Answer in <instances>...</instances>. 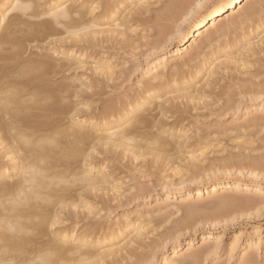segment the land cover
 Returning <instances> with one entry per match:
<instances>
[{
	"label": "bare ground",
	"instance_id": "1",
	"mask_svg": "<svg viewBox=\"0 0 264 264\" xmlns=\"http://www.w3.org/2000/svg\"><path fill=\"white\" fill-rule=\"evenodd\" d=\"M127 1L129 0H84L83 2L80 3V5H85L89 7L87 11H85V8L81 7V10H79V21H76V23L81 25L87 24V26L91 29L90 33L85 34L84 41L82 43L61 45L59 51H55V50L44 51L38 54L45 58H51L52 60L57 61V67L61 69V71L56 74V79L58 83L54 82L51 86L42 85L41 88L46 89L51 87L56 92V94L61 97V99L57 101L55 107L49 108L47 113L45 112L29 113L25 117V120L30 122L32 126L35 127L41 133H55L58 129L62 130V138L56 148L49 149L45 152H38L33 150L30 153H25L24 155H21L20 151H18L11 144H9L7 150H8V154L12 156V159L5 160L4 145L8 144V141L11 140L12 138L7 132V129L3 122V112L2 110H0V222H4L6 218H8L9 220L13 219L11 215L13 212V204L9 203L8 197H11L13 201H15L17 200V198L20 197L21 193H24L26 197L33 199L35 198L34 197L35 193L42 192V193L50 194L51 197L58 199L64 205V209L61 212V216L62 218H65L66 222L58 225V230L56 234L52 236L47 243L49 245H54L59 241L65 239V237H71V233L75 232L76 236L72 238L73 243L79 244L82 248L86 250L87 253L91 254V258H98L100 261L103 258L106 259L105 257L107 255H110L112 257L124 251H125L124 253H121L123 258L125 256L124 259H126L127 257L129 258L135 257L139 259L142 255L145 254L144 251H147V249L151 251L152 249L148 247V243L143 242V240L145 239L142 237V235H145L144 234L145 232L141 233L139 236H135L133 234L132 236H130V238L127 241L119 245L120 247L113 246V244L117 240L122 238L125 235V233L128 232L129 229L128 225L132 223L131 220H130L131 222L129 223L126 222V224H128L126 226H124L125 225L124 224L123 227L122 225L121 227L120 226L118 227V225L115 224L116 227L114 225H113L114 227L112 225H110L112 226L110 227L109 223L106 224L108 225L106 226L104 225V222L101 223L102 221L101 222L95 221L92 224H90L91 221L85 217L82 208L79 211V213H77L76 204L82 203V201H86L88 203L94 201L95 202V204L93 202L94 207H96L99 202H102L103 197L97 194L96 191H102L99 185L101 184L106 185L107 180H110V177H112L111 176L112 173L110 175V173H108L109 171L107 172V178H105V176L102 175V173L104 172L103 167L105 166H102L99 163L97 159L98 157H94L93 159H91L87 166L84 164V161L81 157L84 153L85 142L78 138L80 129H84L87 132L88 134L87 142L90 145H95L96 152H98L101 155L103 153H109L112 151L114 152V149L119 148L123 156L127 157L129 155L132 156L134 159L143 158V156L147 155L149 156V158L151 156V160L155 162H160V161L162 162L168 160L171 157L170 156L171 151L172 150L179 151V149L182 147V142L176 140L175 139L176 136L173 138V136L176 135L174 132L176 131L174 129L175 127H173L174 124L173 125L172 123L169 124L166 120L164 121V124L167 127L168 134L165 137V140L167 144L174 146L172 148L161 147L157 149L155 147H150L148 145H144V146L132 145L130 146V148H125L123 142L119 141L118 138L110 139L108 133H112L115 132L117 129L124 128L126 124H132L133 127L129 128L128 131L139 135L142 133V130L136 128L135 126L136 121L138 120L151 121L153 119L160 120L162 116L164 117L167 116L169 112L173 111V109H175L178 106L174 102L175 99L188 98L191 100L192 98L193 99L197 98L198 95L203 93L204 91L203 88L204 86H206L208 82V80H206L207 82L204 83L202 82L203 84L200 85L201 87L198 88L194 86L195 88L192 89L193 86L191 87V84L194 83L196 79H198V74H200V72L202 73L203 71L202 69L204 66H202V64L199 65L198 62V59H201L200 57L201 54L203 53V50L206 47L212 46L214 43L219 42L220 40H222L221 38H223L224 40V38L230 37L231 35L235 34V31H237L238 29L248 28V32L246 33L247 34L249 33L251 35V33L254 30H258V28H260L259 5L261 3V0H245V3H250L255 6L254 8L249 10L251 15L246 13L242 17H236L233 20L228 21L220 13H212V10L210 9L205 14L200 15L197 18V20L194 19L195 20L194 22H193V15L198 11L200 12V10L204 7L202 0H169L168 3L163 7V9H161L160 14L156 15L157 21L158 20L170 21V24L169 23L168 25L164 24V26L161 25L162 29L160 31L158 30L161 39L159 40L156 39L151 41V39L149 40L146 39L147 37L146 36L145 37L146 40L142 38L144 41L140 40L142 44L140 43L136 44V47H139V45H145L155 48L156 46L160 45L162 41L171 38L173 39V37L176 38L181 35L182 37L180 43L175 49V51L169 56V58H165V56L162 57L156 56L151 61L150 67L148 68L146 74L143 77L144 79H140L138 83H136L137 87L135 88V90L126 92L125 97L123 99L117 100L116 96H115L116 100L110 97L102 98L101 89L104 88L101 89L99 88L100 90L97 88V86L102 82L99 81V78L94 80L93 82L91 81L92 77L85 80L84 78L81 79V77H79L80 73L78 74L77 70L79 68H82L83 66H81L82 64H79L80 62L78 63L77 60H79L80 57L85 55H87V57L90 56L91 52L89 53L88 49L90 50V48L94 47V45H96L99 40L97 34H99L102 31L95 29V27H99V24L97 23L96 20L101 17H109V19L110 18L113 19V17L115 18L118 14H120L119 13L120 9L119 11L116 9L120 8L121 4L123 6V3ZM66 2L70 4H77L79 0H66ZM236 2L237 4H239L240 0H236ZM145 3L147 5L151 4V2H148L147 0H145ZM92 5H97L98 7L96 8L95 13L92 14V18H89L88 16H90L89 13L91 12ZM145 11L141 10L140 13L144 14ZM122 16H123L122 19L118 18L119 21L124 19L123 13ZM253 17L255 18L254 20L252 19ZM180 21H184L185 23H187L189 26L188 27L189 30L195 32L194 36L200 38L198 42L192 44L191 34L187 30H185L186 28L183 29L175 25ZM115 28L111 30L109 28L106 30V32H108L106 33V35L109 34L108 37H110V41H108V43L111 42L113 38L116 39V37H119V35H121V39L123 36H125L123 40L120 39V42L121 41L123 43L125 42L126 45L128 46L133 43L134 38H132L133 40L131 39L133 35L132 33L130 34V32H126L124 31V29L120 30ZM59 31L62 32V30ZM207 31H209V34H206ZM128 33L131 35V37ZM120 42L118 44H120ZM123 43L122 45L125 46L124 45L125 43L124 44ZM75 49H77L76 52ZM87 51L88 53H86ZM3 57H4L3 52H0V93H2L5 90L6 71L8 72V75H12V72L5 67L3 63ZM92 68H90V70ZM209 70L208 71L210 74L212 72V69ZM114 72L113 71L109 72V74L107 73L106 75L110 76ZM81 75L84 76V74ZM104 75L105 74L101 76L104 77ZM119 77L121 78L123 76L119 75ZM250 77L252 76H249V78ZM246 80L248 81L249 79ZM252 80L254 81V79ZM104 81L105 80H103V82ZM98 82L100 83L98 84ZM145 82H151V84L154 86L151 89V95L149 94V92L145 91L144 88L142 87V85ZM20 83L22 85V90L26 88L29 96H31L32 94H36V95L44 94L43 91L35 88L34 86L28 87L23 81H21ZM212 83L208 82L207 85ZM98 87H100V85ZM174 88L178 89L179 91L178 94H176L175 96L171 95L173 97L163 98L162 92ZM89 89H91V91H89ZM77 94H79L80 98L85 100L86 103L91 102L93 105V110L91 112L86 110H81L79 113H77V116L73 118L72 113L76 111ZM113 95L114 94H112V97ZM197 99L198 100L201 99L200 101H202V98H197ZM21 103L26 107L30 106L28 104V101L24 100L23 97H21ZM93 103H96V105L94 106ZM229 127H231L233 130L239 128L238 126H236V122H232L231 126ZM88 150L91 151V147H89ZM171 159L172 158H170L169 162L172 163L173 160L171 161ZM29 161L31 162L32 166L37 168V172L35 174H26V168L28 167ZM149 166L150 165H148V167ZM143 167L144 165L142 166V168ZM189 168H191L192 171L200 170L191 166H189ZM69 176L79 177L80 183L79 184L60 183V180L62 178L67 179ZM87 180L95 181V184H89L86 182ZM240 185H241L240 182H235V184L216 183L211 188L210 193H212V195H215L218 193L217 190H221V192H223L232 187L238 189L240 188ZM250 185L251 184L249 183L244 184L242 186V189H247L251 187ZM30 189L31 191H29ZM136 189H135L136 191L142 190L140 187ZM91 191H94L95 193ZM103 191H108V190L105 187V190ZM190 191L187 192L184 196H180V199L183 198L188 199L189 195L191 194ZM203 192L204 190L202 188H199L198 191L196 192V197L197 199H201L202 207L203 206L208 207L207 206L208 203L206 204L205 202L206 200L204 201L202 198ZM249 197L246 196L239 197L228 194L218 196V198L215 196L216 198V199L214 198L215 201L212 202V200H210L211 203L209 202V206L215 204L216 205L215 207L220 209L223 207L226 208L231 207L237 204L238 202L239 203L241 202L245 205L248 203L250 204L251 202L252 203L255 202V199L252 200L250 199L251 197L250 198ZM111 199H113V197ZM170 199L172 198H170L169 195L164 196L165 201H168ZM167 204L168 203L164 204L165 206L163 207H166ZM195 205L196 204L193 205V204L181 202L175 205L176 209H174L175 210L174 212L176 213L178 211L180 212L182 211L187 215L191 216L193 210L196 211L195 208L198 207L197 205L196 206ZM44 207L47 206L45 205ZM52 214L55 215V211H53ZM77 221H79L81 224V227L79 229H76L75 227ZM135 221L133 220V225H136V223L140 224V222L138 223ZM67 222H71L70 225ZM140 226L143 229L147 227V225L145 227L143 223H141ZM60 229H63V231H60ZM206 239L207 238H203V237L201 238L203 244L198 248H195V241H196L195 237L186 240V243L184 245L186 247L187 253L189 254V258L195 260H201L205 258L204 256L209 248V245L205 243ZM156 242L159 243L158 241ZM183 256L184 254L181 255L177 250L173 252V256L170 259L163 257L161 259V262H163V264H170V262L173 259ZM252 256L253 254H251V252L243 253L238 264H240L241 261L251 259ZM39 257H40V251L39 249H37L33 252L31 258L38 259ZM118 258H120V256ZM133 264L135 263L133 262Z\"/></svg>",
	"mask_w": 264,
	"mask_h": 264
},
{
	"label": "snow or ice",
	"instance_id": "2",
	"mask_svg": "<svg viewBox=\"0 0 264 264\" xmlns=\"http://www.w3.org/2000/svg\"><path fill=\"white\" fill-rule=\"evenodd\" d=\"M83 7L87 11L89 6L80 4H70L66 0H0V52H3V63L12 75L5 73V90L0 93V110L3 112V122L11 140L5 144V160H11L12 156L8 154V145L20 151L21 155L30 153L33 150L45 152L56 148L62 138V130L55 133H41L30 122L25 120L29 113L45 112L49 108L56 106L60 96L51 88L42 89V85L51 86L57 82L56 74L61 71L57 67V61L51 58H45L38 55L44 51H59L61 45L82 43L85 34L90 33L91 29L87 24L81 25L79 21V9ZM97 5L91 6L89 15L95 13ZM148 7L145 0L139 3H132L127 6L124 13V19L116 23L115 27L130 33H137L141 29L138 24V18L141 15V9ZM212 13H220L228 21L236 17H242L246 13L250 14V9L255 6L240 0H215L214 3L207 5ZM259 39L246 40L233 54L231 62L236 66L238 75L248 77L259 69L260 90L258 93H252L246 90L244 81H234L229 88V96H235L230 105L229 115L235 120L236 126L240 128L237 132L230 133L232 144L229 146L233 159H228V149L225 145L219 143L201 142L198 146H192L193 141L189 140V147L185 152L183 149L184 140L193 136V133L182 134V147L178 151L179 163L175 164L174 170L177 176L183 178L186 174L185 162L189 166L201 169L207 172L209 178L217 174V157H223L221 166L236 170L239 166L240 175L247 174L248 177L257 182L258 186L253 189L255 202L249 207H244L238 212H242L250 220L259 218L264 225V0L259 5ZM255 19L254 17L252 18ZM59 30H62L59 31ZM222 63V61H217ZM212 72L209 78L216 72V63L211 65ZM111 68H101L97 65V72L109 73ZM21 81L28 87H35L44 92L43 95H28L27 89L22 90ZM142 87L151 95V89L154 87L151 82H145ZM91 91V89H89ZM21 97L28 101L30 106L26 107L21 103ZM76 111L72 113L73 118L81 110L91 112L93 105L91 102H85L77 94ZM163 103V102H161ZM258 110V111H257ZM167 117L162 116L160 120L151 121L138 120L135 122L137 129L142 133L137 135L129 132L132 124H126L124 128L117 129L115 132L108 133L110 139L118 138L123 142L125 148L132 145H148L157 149L161 147L172 148L173 145L167 144V127L164 120ZM251 133L249 136L248 133ZM258 133V135H257ZM87 132L80 129L79 139L84 141V153L82 159L87 166L94 157H99L95 145L87 142ZM217 144L219 151H217ZM91 147V151H89ZM177 154L172 155L175 160ZM147 162L149 156H143ZM43 163V161H42ZM37 168L32 166L29 161L26 168V174H35ZM142 174L145 179H153L151 171L147 165L144 166ZM231 175V172L228 173ZM102 175L107 178V166ZM168 175V173H165ZM89 184H95V181L87 180ZM61 184L80 183L79 177L69 176L67 179H61ZM101 190L105 187L111 197L116 198L117 206L122 203L120 199L126 192L124 181L122 179L107 180L106 185H99ZM131 187V185H129ZM31 191V189L29 190ZM133 191L135 189L133 188ZM34 199L26 197L24 193L20 194L17 200L13 201L8 197L9 203L13 204V219H5L0 222V264H102L98 258H91L79 244L73 243L72 238L76 236L75 232L71 237L59 241L54 245L47 242L54 236L58 230V225L66 222L62 218L61 212L64 205L47 193H35ZM134 199V197H131ZM47 207H44V206ZM77 213L83 209L84 215L88 219L99 218L100 215H112L113 213H100L99 208L94 207L92 203L82 201L76 204ZM55 211V215H53ZM76 229L81 227L79 221L75 224ZM63 231V229H60ZM144 229L136 224L133 228V234L139 236ZM261 243L256 245L251 259L241 261L240 264H264V228L260 233ZM255 243V241H253ZM235 248V245L233 246ZM39 249L40 257L31 258L35 250ZM160 250L158 249L157 252ZM259 253V258H256ZM211 255V253H209ZM147 264H163L158 261L156 256L147 261ZM170 264H208L206 258L195 260L189 258L185 253L183 257L173 259Z\"/></svg>",
	"mask_w": 264,
	"mask_h": 264
},
{
	"label": "rangeland",
	"instance_id": "3",
	"mask_svg": "<svg viewBox=\"0 0 264 264\" xmlns=\"http://www.w3.org/2000/svg\"><path fill=\"white\" fill-rule=\"evenodd\" d=\"M83 1L84 0H79L77 4H80ZM147 1L151 2V4H149L146 9H141L143 11H146L138 18L140 19L138 20V24L141 30L135 34L132 33V37L130 35L131 33H128L131 39L134 38V40L132 39L133 43L131 45L128 46L125 42V44L122 41L120 42L121 35H119V37H116L117 41L113 38V40L108 43V41H110V37H108L109 34L106 35V33H108L106 32V30L109 28L110 30L115 28L116 23L119 21L118 18L122 19V13L124 15V13L127 11V6L132 3H139V0H129L123 3V6L121 4L120 8L116 9L118 11L120 9V14L116 16L117 18L113 17V19H109V17H101L97 19L96 21L99 24V27H95V29L102 31L97 34L99 40L97 44L94 45V47L90 48V50L88 49L89 53L91 52L90 56L87 57V55H85L77 60L78 63L80 62L79 64H82L81 66H85L84 68L82 67L77 70V73H80L79 77H81V79L84 78L85 80L92 77V82L98 78L99 81L102 82L101 84H99L100 82H98L100 87H98L99 85L97 86L98 89L104 88L101 89L102 98L110 97L115 100L116 98L117 100L123 99L126 92L135 90V88L137 87L136 83H138L140 79H144L143 77L150 67L151 61L156 56H165V58H169V56L175 51L180 43L182 37L181 35L176 38L173 37V39H166L155 48L145 45H139V47H136V44H142L140 40L142 41L143 39H151V41L161 39L159 31L162 29V26H164V24H170L169 20L157 21L156 19V15L160 14L161 9H163V7L168 3L169 0ZM202 1L204 7L200 10V12L198 11L193 15V22L197 20L200 15L205 14L210 10L207 5L215 2V0ZM79 10H81V8ZM141 10L139 11L141 12ZM88 17L92 18V15ZM177 24H175L177 27H181L183 29L186 28L185 30H187L191 34L192 44H195L200 40L199 37L194 36L195 32L189 30V26L187 23H185L184 21H180ZM121 29L123 30V27L120 28V30ZM259 31L260 28H258V30H254L250 35L249 33H246L248 32V28L238 29L237 31H235V34L231 35L228 38H224V40L223 38H221L222 40L214 43L212 46L206 47L203 50V53L200 57L201 59H198L199 65L202 64V66H204L202 69L203 71L202 73L200 72V74H198V79H196L197 81L195 80L194 83H192L193 85L191 84V87L193 86L192 89H194V86H196L197 88L201 87L200 85H202L204 82H207L206 80H208L209 83L213 82L209 85H207V82L206 86H204L205 89L203 88V93L200 94L201 96L198 95L197 98H202L203 102L200 101L201 99L198 100L197 98H192L191 100L193 101L188 98L175 99L174 102L178 106L173 109V111L169 112L167 116H165L167 117L166 121L169 124H174L173 127H175L174 129L176 131L174 132L176 135H174L173 138L176 136V140L181 141L182 134L193 133V136L184 140V151H187L189 147V140L193 141L192 146H198L201 142L215 143L218 139L219 143L224 144L225 148L228 149V159H233V153L229 147L232 144L230 133L237 132L239 134L240 128L233 130L231 127H229L231 126L232 122H235V120L229 115L231 110L230 105L235 98L234 94L232 97L229 96V88L234 83V81L254 79V81L252 80L253 82L251 80H248L245 88L249 92L258 93L260 90V81L258 74L259 69H256V73L251 75L252 77L250 78L249 76H240L237 74L236 66L231 62V59L234 52L242 44H244L246 40H251L253 38L258 40ZM206 34H209V31H207ZM123 38H125V36H123L121 40H123ZM119 42L120 44H118ZM122 43L125 46H123ZM76 50L77 49H75V52ZM88 51L86 53H88ZM217 61H222V63H217ZM213 63H217V65L216 72L211 77V80L208 77L209 75L207 74H209V69H212L211 65ZM97 65H99L101 68L109 66V68H111L110 72H115L111 74L112 76L106 75L104 72L98 74L96 69ZM226 66L228 69L226 68ZM89 67L92 68L91 70L93 71H91ZM85 71L87 72V74ZM81 74H84V76ZM103 74H105L104 77H102ZM119 75H122L123 77L120 78ZM103 80H105V83L103 82ZM209 80L212 82H210ZM178 92V89H169L168 91L162 92L163 98L173 97L178 94ZM112 94H114L113 97ZM93 104L94 106L96 105V103ZM248 134L249 136L251 135L250 132ZM216 147L217 151H219L218 144ZM120 151L121 150L119 148H116L114 149V152L112 151L113 153L109 152L103 153L102 155L100 154L101 156L99 155L97 159L102 166H108L107 172L109 171L108 173H110V175L112 173V177H110V180L119 178L124 181V187L127 190L120 198L122 200V203L117 206L116 198L111 199L112 197L110 196L109 191H96L97 194L103 197L102 202H99L96 206L97 208L99 207L100 213L111 212L113 214L108 216L100 215L99 218L89 219L91 221L90 224L95 221H102L101 223L104 222V225L109 223V226H115V224H117L118 227H121V225L123 227L124 224V226L128 225L126 224V222L129 223L132 221V223L128 225V232H126L122 238H120L113 244L114 247H120L119 245L127 241L130 236L133 235V228L135 226L133 225V220H138L135 222H140V224L143 223L145 227L147 225V229L145 228L146 231L144 229L145 235H142V237L145 239L143 240V242L148 243V247L152 250L150 251L147 249V251H144L145 254L147 252L148 253L146 254V256L145 254L142 255L144 257L141 256L139 259L135 257H127L126 259H124L125 256L123 258L121 253H124L125 251L118 253V255L112 257L110 255H107L105 257L106 259H101L102 264H110V262L111 264H133V262L135 264H147V261L151 260L153 256H156V259L158 261H161L163 257L170 259L173 256L174 251L178 250L181 255L187 253L184 244L186 243V240L194 237L196 238L195 248H198L203 244V241L201 240L202 237L207 238L205 243L209 245V248L204 257L207 259L208 264H238L243 253L251 252V254H253V250L256 248V245L261 243L260 233L262 228H264V225L261 224L259 218L250 220L246 216H244L242 212H238V210L244 207H249L252 202L246 205L238 202L231 207H223L220 209L216 208L215 204L209 206V202L211 203L210 200H212V202L215 201V196L218 198V196L225 194L239 197L250 196V199H255V197L253 196V189L257 187L258 184L256 181L250 179L247 174L243 176L240 175L239 173L241 169L239 166L236 167L235 171H232V169L226 168L225 166H221L223 157L218 156L217 174L209 178L208 173L201 170L203 166H201V169L198 171H192L191 168H189L187 162H185L184 167L186 169V174L183 178H181L177 176L175 170H173L175 164L179 163V157L177 156L178 158H176L175 161L171 159V161L173 160L172 163L169 162L173 154L178 155L177 150H172L170 153L171 157L168 160L162 162H155L151 160V156L147 162L143 158L134 159L129 155V157H126L123 156ZM118 153L123 157H121ZM146 164L147 167L148 165L151 166H149V169L151 171V176L154 177V180L151 178L145 179L142 174H137L142 173L144 168H142V166H145ZM103 169L105 170V167H103ZM229 172H231V175L228 174ZM165 173H168V175H165ZM235 182L241 183L240 188L237 189L232 187L223 192H221V190H217L218 193L215 195H212V193H210L211 188L216 183L235 184ZM248 183L251 184V187L242 189V186ZM129 185H131V187H129ZM139 187L143 191H136V188ZM133 188L136 190L133 191ZM199 188H202L204 190L202 198L204 201L206 200L205 202L206 204L208 203V207H202L201 199H197L196 197V192ZM189 191L191 192V194L189 195L188 199H180V196H184ZM167 195H169V197L172 199L165 201L164 196ZM131 197H134V199H132ZM93 202L94 201H92L91 203L93 204ZM181 202L193 205L196 204L198 207L195 208L196 211L193 210V214L191 213V216L182 211H178L175 213V205ZM166 203H168L169 205L167 204L166 207H163ZM67 223L70 225L71 222ZM156 241H158L159 243H157ZM253 241H255V243H253ZM154 243H157L158 245ZM234 245L235 248L233 247ZM158 249L160 250L159 252H157ZM209 253H211V255H209ZM119 256L120 258H118ZM256 258H259V253H256Z\"/></svg>",
	"mask_w": 264,
	"mask_h": 264
}]
</instances>
